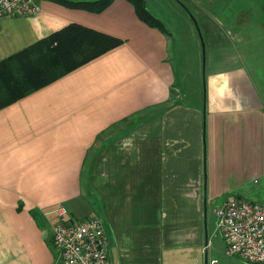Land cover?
Instances as JSON below:
<instances>
[{
  "label": "crops",
  "instance_id": "obj_1",
  "mask_svg": "<svg viewBox=\"0 0 264 264\" xmlns=\"http://www.w3.org/2000/svg\"><path fill=\"white\" fill-rule=\"evenodd\" d=\"M36 1L0 20V62L69 25L120 44L0 107V264L55 263L57 206L102 221L112 264H213L207 205L264 184V17L232 30L186 0L205 50L187 91L145 0Z\"/></svg>",
  "mask_w": 264,
  "mask_h": 264
},
{
  "label": "built area",
  "instance_id": "obj_2",
  "mask_svg": "<svg viewBox=\"0 0 264 264\" xmlns=\"http://www.w3.org/2000/svg\"><path fill=\"white\" fill-rule=\"evenodd\" d=\"M39 10L36 0H0V20L30 17ZM53 212L57 217L51 225L54 264H112L99 218L72 220L63 206H57ZM215 215L216 229L225 241L227 255L248 264H264V203L228 196L216 207Z\"/></svg>",
  "mask_w": 264,
  "mask_h": 264
},
{
  "label": "rangeland",
  "instance_id": "obj_3",
  "mask_svg": "<svg viewBox=\"0 0 264 264\" xmlns=\"http://www.w3.org/2000/svg\"><path fill=\"white\" fill-rule=\"evenodd\" d=\"M197 3V7L206 5L208 10L202 8L206 13H212L215 17L222 19L225 25L232 30H237L238 19L242 16L264 17V0H192ZM201 2V3H200ZM145 4L151 8L154 15L159 21L160 27L168 34L169 56L174 66L180 67L183 70V75L186 76V90L191 88L194 79V74L202 73L203 64L205 62V50L200 36V25H198L197 15L190 8V4L186 0H145ZM258 27V26H249ZM262 27V26H261ZM173 34V35H171ZM260 50L264 45L260 43L254 44ZM264 58V51L261 54ZM264 60V59H263ZM260 61V59L258 60ZM256 63V62H254ZM264 71V67H263ZM262 72V70H261ZM263 74V73H262ZM264 81V76L260 71L256 74V82ZM244 197L250 202L264 203V184H251L247 195ZM93 210L103 219L102 208L95 200L94 196H90ZM88 199V198H87ZM219 202L210 203L207 205L206 225L209 242L208 259L216 260V264H248L236 257L232 258L226 253V244L221 233L216 229L217 217L215 209ZM81 221V220H77Z\"/></svg>",
  "mask_w": 264,
  "mask_h": 264
},
{
  "label": "trees",
  "instance_id": "obj_4",
  "mask_svg": "<svg viewBox=\"0 0 264 264\" xmlns=\"http://www.w3.org/2000/svg\"><path fill=\"white\" fill-rule=\"evenodd\" d=\"M111 1H98L95 11L103 10ZM128 1L138 4L142 0ZM66 2L75 8L88 5L79 1ZM147 19L159 24L155 18L147 16ZM118 44V40L78 25H69L51 34L0 62V107L46 86Z\"/></svg>",
  "mask_w": 264,
  "mask_h": 264
},
{
  "label": "water",
  "instance_id": "obj_5",
  "mask_svg": "<svg viewBox=\"0 0 264 264\" xmlns=\"http://www.w3.org/2000/svg\"><path fill=\"white\" fill-rule=\"evenodd\" d=\"M202 40V39H201ZM203 43V42H202Z\"/></svg>",
  "mask_w": 264,
  "mask_h": 264
}]
</instances>
